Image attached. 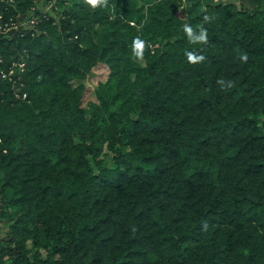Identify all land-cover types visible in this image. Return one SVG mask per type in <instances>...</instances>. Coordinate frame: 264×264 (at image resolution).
Listing matches in <instances>:
<instances>
[{
    "label": "trees",
    "instance_id": "obj_1",
    "mask_svg": "<svg viewBox=\"0 0 264 264\" xmlns=\"http://www.w3.org/2000/svg\"><path fill=\"white\" fill-rule=\"evenodd\" d=\"M65 1L0 0V264H264V4Z\"/></svg>",
    "mask_w": 264,
    "mask_h": 264
},
{
    "label": "rangeland",
    "instance_id": "obj_2",
    "mask_svg": "<svg viewBox=\"0 0 264 264\" xmlns=\"http://www.w3.org/2000/svg\"><path fill=\"white\" fill-rule=\"evenodd\" d=\"M36 1H37L38 8L40 9V11H49L51 13V16H53V17L60 16L61 14H63V12L65 10L63 4L60 3L61 0H36ZM239 1L240 0H203L205 7H206L207 3H213V4H218L220 2L239 3ZM260 2H262L264 4V0H246L244 2V5L245 6H254V5H258ZM69 4H70V1L68 0V1H65L64 5L68 6ZM23 17H24L23 19H25L26 16H23ZM23 19H22V22H23ZM96 22L97 23H96L95 27H96L97 31L95 32V37L97 40V33H100V31L103 29L104 22L101 19L100 20L98 19ZM132 23L136 24L137 22H132ZM143 23H144V21L141 22V24H143ZM24 63H22V62L21 63H14L12 66V70L10 71L9 74L3 73L4 77L10 76V78H7L5 80L9 79L8 81L13 82L14 85L12 87H14L13 89H14L15 93H17V95H19V92L21 91V86H20L21 79L19 76L24 71V68L26 66ZM111 73H112L111 64L107 61L106 62L101 61V62L97 63V65H95L89 72H87V74L84 78L79 79L80 81L78 79L72 80L73 84H78V82H81L85 86L84 95H83V106L87 111L92 112L91 111L92 106L94 104L98 105L99 100H98L97 91L102 86H104L105 84L109 83L112 80L110 78ZM15 77H17V78H15ZM111 85H112V83H111ZM100 124L105 126V123H103V122ZM107 151H108V140H107V138H104V142L102 145L103 155H105ZM8 225H9V222L6 220L0 222V239H4V240L6 239V233L8 232ZM4 244H5V241H0V248ZM28 246H33L31 240L28 241ZM41 252L43 255H46V250L42 249Z\"/></svg>",
    "mask_w": 264,
    "mask_h": 264
},
{
    "label": "clouds",
    "instance_id": "obj_3",
    "mask_svg": "<svg viewBox=\"0 0 264 264\" xmlns=\"http://www.w3.org/2000/svg\"><path fill=\"white\" fill-rule=\"evenodd\" d=\"M87 2L93 7H97L101 0H87ZM207 19V18H206ZM184 30L190 37H192L193 29L189 25H185ZM195 40L204 41L207 39L206 31L201 30L198 36L193 37ZM143 45L144 41L140 40L138 37L133 41V53L137 58H142L143 56ZM189 60L195 61L198 59H202V57L193 56L192 53H188Z\"/></svg>",
    "mask_w": 264,
    "mask_h": 264
},
{
    "label": "built area",
    "instance_id": "obj_4",
    "mask_svg": "<svg viewBox=\"0 0 264 264\" xmlns=\"http://www.w3.org/2000/svg\"><path fill=\"white\" fill-rule=\"evenodd\" d=\"M32 23H34V21H32ZM12 27H16L17 28V23L16 22H6L0 25V30H3L4 32L8 31L9 29H11ZM24 63V62H22ZM25 64V63H24Z\"/></svg>",
    "mask_w": 264,
    "mask_h": 264
}]
</instances>
